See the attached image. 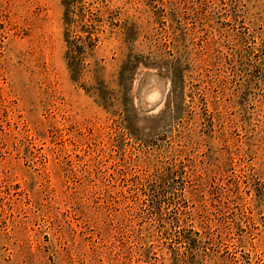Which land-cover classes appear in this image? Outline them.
Instances as JSON below:
<instances>
[{
  "label": "rangeland",
  "instance_id": "rangeland-1",
  "mask_svg": "<svg viewBox=\"0 0 264 264\" xmlns=\"http://www.w3.org/2000/svg\"><path fill=\"white\" fill-rule=\"evenodd\" d=\"M0 264H264V0H0Z\"/></svg>",
  "mask_w": 264,
  "mask_h": 264
}]
</instances>
